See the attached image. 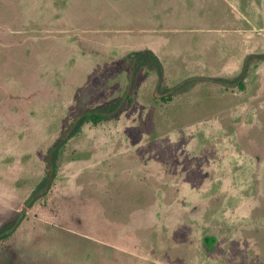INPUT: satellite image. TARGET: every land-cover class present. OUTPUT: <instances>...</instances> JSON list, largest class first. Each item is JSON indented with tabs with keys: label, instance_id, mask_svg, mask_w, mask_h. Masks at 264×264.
Wrapping results in <instances>:
<instances>
[{
	"label": "rangeland",
	"instance_id": "1",
	"mask_svg": "<svg viewBox=\"0 0 264 264\" xmlns=\"http://www.w3.org/2000/svg\"><path fill=\"white\" fill-rule=\"evenodd\" d=\"M8 230L0 264H264V0H0Z\"/></svg>",
	"mask_w": 264,
	"mask_h": 264
},
{
	"label": "trees",
	"instance_id": "2",
	"mask_svg": "<svg viewBox=\"0 0 264 264\" xmlns=\"http://www.w3.org/2000/svg\"><path fill=\"white\" fill-rule=\"evenodd\" d=\"M135 55H136V52H135ZM158 71H159L158 73L161 75V73H160L161 66L159 67ZM81 116L83 117L84 120L91 121L93 123H98L102 119L107 117L105 113H101L99 111H87L84 114H82ZM11 230H8V232L1 233L0 234V239H4V238L8 237L11 234Z\"/></svg>",
	"mask_w": 264,
	"mask_h": 264
},
{
	"label": "water",
	"instance_id": "3",
	"mask_svg": "<svg viewBox=\"0 0 264 264\" xmlns=\"http://www.w3.org/2000/svg\"><path fill=\"white\" fill-rule=\"evenodd\" d=\"M49 155L51 154V150L49 151V153H48ZM49 161V160H48Z\"/></svg>",
	"mask_w": 264,
	"mask_h": 264
}]
</instances>
